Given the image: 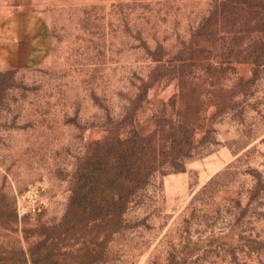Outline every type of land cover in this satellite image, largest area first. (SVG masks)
Segmentation results:
<instances>
[{
  "label": "rangeland",
  "instance_id": "obj_1",
  "mask_svg": "<svg viewBox=\"0 0 264 264\" xmlns=\"http://www.w3.org/2000/svg\"><path fill=\"white\" fill-rule=\"evenodd\" d=\"M24 10L52 44L0 64V264H264V0H0ZM149 76L136 120L188 82L199 149L131 191L81 188Z\"/></svg>",
  "mask_w": 264,
  "mask_h": 264
},
{
  "label": "trees",
  "instance_id": "obj_2",
  "mask_svg": "<svg viewBox=\"0 0 264 264\" xmlns=\"http://www.w3.org/2000/svg\"><path fill=\"white\" fill-rule=\"evenodd\" d=\"M161 76H149L139 85L138 96L127 110L124 127H129L125 138L117 136L115 131L112 142L101 147L95 161L94 176L87 179L82 174L80 186L92 183L97 190H107L122 186L131 191L142 180L147 179L155 170L161 172L179 171L185 168L186 159L195 155L196 148L191 143V136L198 121L201 110L207 105L200 96L189 94L194 90L188 82H177L181 93L170 97L168 101H160V107L143 122L136 120V114L151 88L159 86ZM191 87V88H190ZM178 100H183V108H177ZM210 100L209 102H211ZM206 104V105H205ZM177 119H173V115ZM213 116V115H212ZM153 125V129L150 126ZM206 136V135H205ZM108 138V137H107ZM206 137H203L204 139ZM183 139H185L184 142ZM160 140H163L160 143ZM170 141L168 151H164L166 143ZM108 159H104V154ZM255 189L264 186L261 178H257Z\"/></svg>",
  "mask_w": 264,
  "mask_h": 264
},
{
  "label": "crops",
  "instance_id": "obj_3",
  "mask_svg": "<svg viewBox=\"0 0 264 264\" xmlns=\"http://www.w3.org/2000/svg\"><path fill=\"white\" fill-rule=\"evenodd\" d=\"M51 44L49 25L37 12L15 11L0 19V64L3 66H37L49 54Z\"/></svg>",
  "mask_w": 264,
  "mask_h": 264
},
{
  "label": "built area",
  "instance_id": "obj_4",
  "mask_svg": "<svg viewBox=\"0 0 264 264\" xmlns=\"http://www.w3.org/2000/svg\"><path fill=\"white\" fill-rule=\"evenodd\" d=\"M36 210V205H33L32 207H31V209H28L27 211H35Z\"/></svg>",
  "mask_w": 264,
  "mask_h": 264
}]
</instances>
